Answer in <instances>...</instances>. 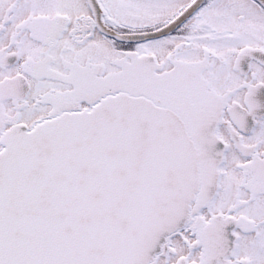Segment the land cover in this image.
<instances>
[{
    "label": "snow or ice",
    "instance_id": "obj_1",
    "mask_svg": "<svg viewBox=\"0 0 264 264\" xmlns=\"http://www.w3.org/2000/svg\"><path fill=\"white\" fill-rule=\"evenodd\" d=\"M0 264H264V0H0Z\"/></svg>",
    "mask_w": 264,
    "mask_h": 264
}]
</instances>
